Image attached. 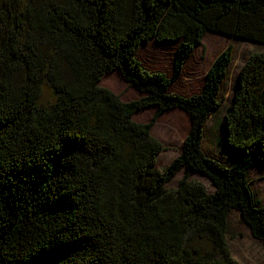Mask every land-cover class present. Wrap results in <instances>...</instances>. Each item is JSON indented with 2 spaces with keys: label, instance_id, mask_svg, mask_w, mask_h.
I'll return each mask as SVG.
<instances>
[{
  "label": "trees",
  "instance_id": "1",
  "mask_svg": "<svg viewBox=\"0 0 264 264\" xmlns=\"http://www.w3.org/2000/svg\"><path fill=\"white\" fill-rule=\"evenodd\" d=\"M207 31L264 46V0H0V264H237L226 242L234 210L264 245L247 176L264 170V49L242 63L222 115L229 166L200 146L231 48L197 94L169 90ZM151 40L177 42L168 77L136 59ZM112 71L140 97L101 87ZM151 107L150 121H134ZM173 109L190 129L158 171L164 146L151 128Z\"/></svg>",
  "mask_w": 264,
  "mask_h": 264
},
{
  "label": "rangeland",
  "instance_id": "2",
  "mask_svg": "<svg viewBox=\"0 0 264 264\" xmlns=\"http://www.w3.org/2000/svg\"><path fill=\"white\" fill-rule=\"evenodd\" d=\"M176 46L177 42L151 40L140 45L136 59L145 70L160 72L168 77L172 74ZM228 46L231 48V63L219 90L221 105L206 121L202 130L200 146L201 153L205 157L223 166H229L232 162L230 151L225 147L222 139L223 112L231 99L237 73L242 63L250 54L262 51L264 46L252 41L207 31L201 45L192 51L184 63L179 77L169 87L171 92L183 97L197 94L202 87L208 67L215 57ZM99 85L117 94L123 102L140 97V94L126 83L116 71L105 74ZM40 101L44 104L52 101V94L46 86L42 87ZM154 113L155 109L147 108L136 113L133 119L136 122L146 123L151 120ZM189 129V117L182 110L173 109L163 112L157 117L151 128V134L163 144L164 149L156 157V170L162 171L180 153L182 142ZM183 174L184 171L180 170L165 186L175 188ZM247 176L254 196L260 204L264 205V170L251 168L248 170ZM188 179L201 183L209 193L213 192L211 183L202 175L188 172ZM226 242L230 255L237 264H264V245L251 236L249 228L235 210L228 217Z\"/></svg>",
  "mask_w": 264,
  "mask_h": 264
}]
</instances>
